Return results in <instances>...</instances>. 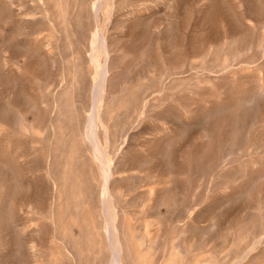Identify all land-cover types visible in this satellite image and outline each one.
<instances>
[{"label":"rangeland","instance_id":"374dc122","mask_svg":"<svg viewBox=\"0 0 264 264\" xmlns=\"http://www.w3.org/2000/svg\"><path fill=\"white\" fill-rule=\"evenodd\" d=\"M113 261L264 264V0H0V264Z\"/></svg>","mask_w":264,"mask_h":264},{"label":"bare ground","instance_id":"6f19581e","mask_svg":"<svg viewBox=\"0 0 264 264\" xmlns=\"http://www.w3.org/2000/svg\"><path fill=\"white\" fill-rule=\"evenodd\" d=\"M100 87H101V85H100ZM108 89V88H107ZM103 90V89H102ZM103 95V94H102ZM92 113V112H91ZM89 114V113H88ZM91 119V118H90ZM102 124V123H101ZM89 127V126H88ZM96 127V126H95ZM89 130V129H88ZM93 138V137H92ZM89 140V139H88ZM87 140V141H88ZM91 143V142H90ZM91 145H92V143H91ZM93 147V146H92ZM132 147V146H131ZM95 149H97L96 147H94ZM94 150V149H93ZM99 151V150H98ZM97 151V152H98ZM94 152V151H93ZM100 152V151H99ZM98 154V153H97ZM101 155H103V153L101 154ZM98 156H99V154H98ZM102 159V158H101ZM110 165H108V163H107V167H109ZM112 167V166H111ZM111 167H110V169H111ZM112 170V169H111ZM112 174V173H111ZM106 176H108V174L106 175ZM109 177V176H108ZM112 178V177H111ZM108 181H110V180H108ZM107 183V182H106ZM109 185V184H108ZM99 228V227H98ZM101 232V231H100ZM112 232V231H111ZM89 235V234H88ZM112 235H114V233L112 234ZM97 236V235H96ZM115 236V235H114ZM113 236V237H114ZM109 239H107V241H108ZM118 240V239H117ZM106 241V242H107ZM73 242V241H72ZM108 242H110V240L108 241ZM116 242V241H115ZM111 243H112V241H111ZM109 244V243H108ZM113 244H115V243H113ZM80 246V245H79ZM113 246H115V245H113ZM114 248V247H113ZM111 249V248H110ZM115 250V249H114ZM114 250H113V252H114ZM115 253V252H114ZM108 259V258H107ZM117 260V259H116ZM101 261V260H100ZM102 262V261H101ZM114 262V261H113ZM119 262V261H118ZM116 263H117V261H116ZM173 263V262H172ZM76 264V263H75ZM114 264H115V262H114ZM118 264V263H117Z\"/></svg>","mask_w":264,"mask_h":264}]
</instances>
